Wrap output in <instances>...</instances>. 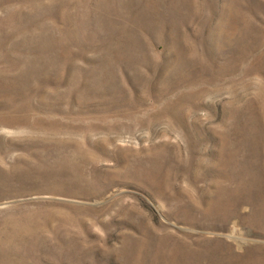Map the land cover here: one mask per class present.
<instances>
[{"label": "rangeland", "instance_id": "rangeland-1", "mask_svg": "<svg viewBox=\"0 0 264 264\" xmlns=\"http://www.w3.org/2000/svg\"><path fill=\"white\" fill-rule=\"evenodd\" d=\"M0 264H264V0H0Z\"/></svg>", "mask_w": 264, "mask_h": 264}]
</instances>
